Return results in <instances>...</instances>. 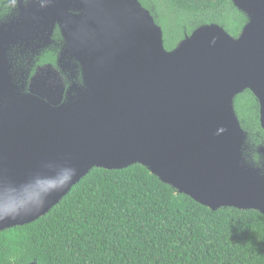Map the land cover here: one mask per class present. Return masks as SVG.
Returning <instances> with one entry per match:
<instances>
[{
  "label": "water",
  "instance_id": "obj_1",
  "mask_svg": "<svg viewBox=\"0 0 264 264\" xmlns=\"http://www.w3.org/2000/svg\"><path fill=\"white\" fill-rule=\"evenodd\" d=\"M231 1L248 19L238 37L204 25L171 51L138 0H26L21 24L0 25V212L24 209L0 232L47 215L94 168L136 164L213 211L264 215V146L260 165L247 160L234 105L250 90L264 130V0ZM55 27L74 81L35 79L23 94L7 50L26 28ZM63 168L71 183L46 192Z\"/></svg>",
  "mask_w": 264,
  "mask_h": 264
},
{
  "label": "trees",
  "instance_id": "obj_2",
  "mask_svg": "<svg viewBox=\"0 0 264 264\" xmlns=\"http://www.w3.org/2000/svg\"><path fill=\"white\" fill-rule=\"evenodd\" d=\"M174 50L216 24L238 37L248 19L231 0H138ZM235 110L248 133L245 155L260 165V105L250 90ZM264 264V215L213 211L140 164L94 168L47 215L0 232V264Z\"/></svg>",
  "mask_w": 264,
  "mask_h": 264
},
{
  "label": "flooded vegetation",
  "instance_id": "obj_3",
  "mask_svg": "<svg viewBox=\"0 0 264 264\" xmlns=\"http://www.w3.org/2000/svg\"><path fill=\"white\" fill-rule=\"evenodd\" d=\"M22 1L0 0V25L24 21L27 8L22 11V6L26 7L27 3ZM24 32L25 39L11 44L6 54L7 72L14 85L23 94L30 93L35 79L44 83L61 81L68 87L74 81V69L73 62L67 59L60 62L66 46L60 28L55 27L50 35L33 28Z\"/></svg>",
  "mask_w": 264,
  "mask_h": 264
},
{
  "label": "clouds",
  "instance_id": "obj_4",
  "mask_svg": "<svg viewBox=\"0 0 264 264\" xmlns=\"http://www.w3.org/2000/svg\"><path fill=\"white\" fill-rule=\"evenodd\" d=\"M75 176V169L63 168L55 176L49 178L47 187L44 189L46 192L50 193L52 191L62 190L69 183H71L73 177ZM39 206H43V201L39 202ZM24 211L23 208H16L12 210H7L0 212V221L5 219H15Z\"/></svg>",
  "mask_w": 264,
  "mask_h": 264
}]
</instances>
